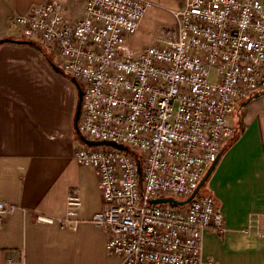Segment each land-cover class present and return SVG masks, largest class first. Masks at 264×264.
Here are the masks:
<instances>
[{
  "label": "built area",
  "instance_id": "obj_1",
  "mask_svg": "<svg viewBox=\"0 0 264 264\" xmlns=\"http://www.w3.org/2000/svg\"><path fill=\"white\" fill-rule=\"evenodd\" d=\"M151 7L83 0L82 14L71 18L49 1L11 22L80 85L79 134L136 151L74 152L97 176L101 208L91 222L106 231L110 255L121 264H201L203 233L224 230L215 199L150 201L188 198L233 137L241 102L264 93V0H182L156 42L131 53L127 40ZM80 205L76 192L67 197L68 214ZM14 209L0 201V218ZM36 220L69 228L67 220Z\"/></svg>",
  "mask_w": 264,
  "mask_h": 264
},
{
  "label": "crops",
  "instance_id": "obj_2",
  "mask_svg": "<svg viewBox=\"0 0 264 264\" xmlns=\"http://www.w3.org/2000/svg\"><path fill=\"white\" fill-rule=\"evenodd\" d=\"M49 1L60 2L68 17L82 14L83 0H0V40L32 41L11 17ZM146 1L155 7L127 48L146 32L154 35L149 46L154 44L182 4ZM59 71L32 45H0V201L15 207L0 218V264H121L107 250L106 231L91 222L101 208L98 179L75 162V150L84 146L74 129L77 91ZM255 95L241 102L234 136L198 191L215 199L224 224L221 234L203 233L201 264H264V106L258 105L264 97ZM73 192L81 205L68 214ZM37 216L67 220L69 228L38 222Z\"/></svg>",
  "mask_w": 264,
  "mask_h": 264
},
{
  "label": "water",
  "instance_id": "obj_3",
  "mask_svg": "<svg viewBox=\"0 0 264 264\" xmlns=\"http://www.w3.org/2000/svg\"><path fill=\"white\" fill-rule=\"evenodd\" d=\"M1 44H15V45H31L32 41H21V40H13V39H1L0 40V45ZM52 68L54 69L55 72H60L59 69L52 65ZM72 82L74 84V86L76 87V91H77V103H76V109H75V115H74V129L76 131V133L79 136V140L83 145H86L88 147H93V146H112L116 149L122 150L124 152H129V150L125 147H121L120 145H115L112 142H92V141H88L86 140L84 137H82L77 129V122L79 119V115H80V111H81V102H82V90L80 85L77 83V81L72 79ZM258 94H256L254 97H257ZM219 157V155H218ZM217 157V159H218ZM216 159V161H217ZM216 161L209 167V169L206 171L203 179L200 181L198 187L196 188V190L185 200L183 201H177L175 199L172 198H164V199H155V200H151L150 203L153 205L156 204H169V205H173V206H184L186 204H188L197 194L199 189L204 185V183L206 182V180L208 179V177L210 176V174L212 173Z\"/></svg>",
  "mask_w": 264,
  "mask_h": 264
},
{
  "label": "rangeland",
  "instance_id": "obj_4",
  "mask_svg": "<svg viewBox=\"0 0 264 264\" xmlns=\"http://www.w3.org/2000/svg\"><path fill=\"white\" fill-rule=\"evenodd\" d=\"M152 6H154L153 4H152ZM155 7V6H154ZM144 33V32H143ZM152 33H150L148 36H147V32L145 33V34H143L142 36H139L138 37V39L133 43V45L130 43L129 45H128V50H129V52H131V53H134V54H136V53H138L140 50H142V49H140V48H142V47H147V46H149V39L150 38H152ZM159 35H160V29H159V31H157V33L155 34V40H157L158 38H159ZM154 36V35H153ZM154 40V42H156ZM33 43H35V48L38 50V52L41 54V56L43 57V60L46 62V64L47 65H54V66H56L58 69H59V66H57V65H59L58 64V62H57V60L53 57V52H51V51H46L43 47H42V45H40L39 43H37V42H33ZM153 44V43H152ZM139 49V50H138ZM55 55V54H54ZM69 77V76H68ZM259 96H263L264 97V93H260V94H258ZM258 105H262V106H264V98L263 99H260V100H258ZM129 151H130V153H136V151L135 150H133V149H131V148H129L128 149ZM184 200V199H183Z\"/></svg>",
  "mask_w": 264,
  "mask_h": 264
},
{
  "label": "trees",
  "instance_id": "obj_5",
  "mask_svg": "<svg viewBox=\"0 0 264 264\" xmlns=\"http://www.w3.org/2000/svg\"><path fill=\"white\" fill-rule=\"evenodd\" d=\"M31 45L34 46V47H36V46H35V43H33V42H32ZM233 136H234V135H233ZM232 138H233V137H232ZM232 138H231V139H232ZM231 139H230V140H231ZM230 140H229V141H230ZM229 141H228V142H229ZM228 142H227V143H228ZM198 195H199V193H198Z\"/></svg>",
  "mask_w": 264,
  "mask_h": 264
}]
</instances>
